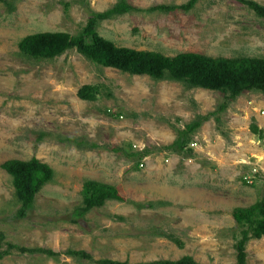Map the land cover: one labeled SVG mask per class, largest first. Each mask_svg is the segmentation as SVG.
I'll list each match as a JSON object with an SVG mask.
<instances>
[{
    "label": "rangeland",
    "instance_id": "obj_1",
    "mask_svg": "<svg viewBox=\"0 0 264 264\" xmlns=\"http://www.w3.org/2000/svg\"><path fill=\"white\" fill-rule=\"evenodd\" d=\"M127 1L143 12L98 25L100 35L118 47L169 57L193 52L213 58H264V19L234 0H201L190 12L171 14L145 10L190 0ZM252 1L264 6V0ZM2 2L0 232L16 246L60 255L15 250L0 264H96L104 259L141 264L185 256L200 264L235 263L239 228L232 212L253 205L264 193V135L250 131L252 124L264 131V94L245 93L229 103L218 121L213 117L205 122L192 137L198 147L192 148L191 158L160 151L173 144L177 130L214 112L225 101L224 94L102 67L76 50L52 61H36L20 52V42L33 34L80 35L91 12H105L118 0ZM86 85L100 87L96 101L79 99L78 91ZM41 133L45 137L38 141ZM66 139L99 148H79ZM112 148L151 152L136 170L134 160ZM33 157L51 166L55 177L38 193L30 216L16 220L19 203L12 177L1 166ZM196 166L199 171H188ZM253 169L258 175L248 185L244 177ZM86 180L117 187L124 202L108 201L73 224L68 215L83 204ZM182 183L200 186L199 195L205 190L209 198L200 202L196 190L183 191L181 197L175 190ZM158 202L166 204L137 207ZM68 250L84 251L95 262L67 256ZM246 251L247 264H264V238L249 241Z\"/></svg>",
    "mask_w": 264,
    "mask_h": 264
},
{
    "label": "trees",
    "instance_id": "obj_2",
    "mask_svg": "<svg viewBox=\"0 0 264 264\" xmlns=\"http://www.w3.org/2000/svg\"><path fill=\"white\" fill-rule=\"evenodd\" d=\"M201 0H190L183 5H155L147 13L171 14L178 11L190 12ZM252 10L258 17L264 19V6L252 0H234ZM0 3H3L0 0ZM10 5V4H9ZM143 12L127 0H118L110 9L102 13L91 12V18L78 36L62 32H43L25 37L19 44L20 52L29 59L36 61H52L71 50L78 51L89 61L102 67L116 69L123 73L137 76H148L155 81H170L184 84L189 89H203L224 94L225 101L217 109L205 116L187 124L183 130H177V138L173 144L159 148L160 151H170L184 154L185 158L193 156L190 149L192 137L202 125L224 113L229 103L236 101L248 92L264 94V58H223L209 57L203 54L184 52L169 57L159 52L138 51L131 48L118 47L98 32L100 22L115 19L126 14ZM101 94L99 86L86 85L78 91L82 101L94 102ZM250 131L262 137L264 131L252 124ZM45 134H40L38 141H43ZM67 143L87 149H97V144H84L79 139H66ZM114 153H125V156L135 161L134 169L140 168V162L148 157L150 150L127 153L121 148H112ZM2 169L12 177V184L19 208L15 214L16 220H25L34 210L38 193L54 180L55 171L51 166L36 157L30 160H8ZM83 204L68 215L71 223L76 224L94 209L102 208L108 201L124 202L117 187L95 180H86L83 183ZM166 204V203H165ZM162 202L137 204L139 210L154 209ZM233 219L239 228V239L235 245L236 262L233 264H247L246 246L253 239L264 238V193L249 207H239L232 212ZM118 220L125 221L122 216ZM0 232V261L10 256L15 250L21 254H44L57 257L60 253L50 249H28L6 242ZM175 243L182 244L176 239ZM67 256L95 262L92 255L84 251L68 250ZM96 264H129L128 261L100 260ZM141 264H200L193 257L185 256L179 260H160Z\"/></svg>",
    "mask_w": 264,
    "mask_h": 264
},
{
    "label": "crops",
    "instance_id": "obj_3",
    "mask_svg": "<svg viewBox=\"0 0 264 264\" xmlns=\"http://www.w3.org/2000/svg\"><path fill=\"white\" fill-rule=\"evenodd\" d=\"M175 161H176V158L174 159V162H175ZM176 164H177V163H176ZM184 165H188V164H187V163H184ZM188 166H189V165H188ZM194 170L199 171L198 166H196V167H189V169H188V171H194ZM204 173H205V172H204ZM197 174H198V173H197ZM208 174H209V173H208ZM178 180H180V179H178ZM178 182H179V181H178ZM180 182H181V180H180ZM187 182H189V179H188V178H187ZM179 186H180V188L176 189V190H175V193L181 195V197H185V193H184L183 191L189 190L191 194H195V193H193V191L196 190V195L198 196L200 202H205V201L209 198V197L207 196V194L204 193L205 190H202L203 192L199 195V193H198V188H199L200 186H196V187H187V186L185 185V183L179 184ZM182 189H185V190H182Z\"/></svg>",
    "mask_w": 264,
    "mask_h": 264
},
{
    "label": "built area",
    "instance_id": "obj_4",
    "mask_svg": "<svg viewBox=\"0 0 264 264\" xmlns=\"http://www.w3.org/2000/svg\"><path fill=\"white\" fill-rule=\"evenodd\" d=\"M121 118H122V117H121ZM196 147H198V144H197L196 142H192V143L190 144V148H191V149H192V148H196ZM260 152H261V153L263 154V156H264V144L262 145V147H261V149H260ZM140 166L143 167L142 164H141ZM257 173H258V170L253 169L252 174H250V175L244 177V180L246 181V183H247L248 185H253V184H254L255 176L258 175Z\"/></svg>",
    "mask_w": 264,
    "mask_h": 264
},
{
    "label": "clouds",
    "instance_id": "obj_5",
    "mask_svg": "<svg viewBox=\"0 0 264 264\" xmlns=\"http://www.w3.org/2000/svg\"><path fill=\"white\" fill-rule=\"evenodd\" d=\"M191 149V148H190Z\"/></svg>",
    "mask_w": 264,
    "mask_h": 264
}]
</instances>
